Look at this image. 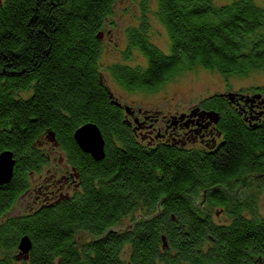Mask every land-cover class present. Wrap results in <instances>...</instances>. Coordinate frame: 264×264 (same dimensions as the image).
Returning a JSON list of instances; mask_svg holds the SVG:
<instances>
[{"label": "trees", "instance_id": "1", "mask_svg": "<svg viewBox=\"0 0 264 264\" xmlns=\"http://www.w3.org/2000/svg\"><path fill=\"white\" fill-rule=\"evenodd\" d=\"M117 1L0 0V153L15 161L10 182L0 185V264H264L256 205L264 122L246 104L264 96V84L200 102L219 116L212 150L137 142L100 71ZM150 2L170 41L167 54L149 39ZM138 5L142 18L126 29L121 61L105 68L123 90L154 93L196 67L226 77L264 70V0ZM133 51L144 65L129 64ZM86 123L102 134L100 161L73 139ZM50 133L81 188L46 205L31 199L19 212L31 174L48 164L40 144ZM24 235L27 255L18 250Z\"/></svg>", "mask_w": 264, "mask_h": 264}, {"label": "rangeland", "instance_id": "2", "mask_svg": "<svg viewBox=\"0 0 264 264\" xmlns=\"http://www.w3.org/2000/svg\"><path fill=\"white\" fill-rule=\"evenodd\" d=\"M139 0H119L113 6L112 21L113 26H106L102 37V52L100 56L101 77L106 87L113 97L130 107L160 110L162 113L168 111H181L198 105L207 97L215 94L238 92L251 87L264 84V70L253 72L246 77L223 76L217 72L206 71L196 67L171 79L161 86L154 93H129L120 88L106 71V67L114 62H120L122 52L127 45L126 29L137 26L142 18V12L139 11ZM153 5L150 2L149 10L145 13L148 22V34L151 42L157 46L163 53L167 54L170 50V41L167 32L163 26L153 16ZM131 65H144V60L137 51L132 52V58L129 61ZM217 139H215L216 141ZM218 142V140H217ZM56 144L46 139V155L50 156L48 164L44 169L46 172V185L49 182V175L57 167L60 153L55 147ZM199 146V144H194ZM200 148V147H193ZM63 162V161H61ZM39 183L37 179L30 181V188ZM31 203V198H22L18 203L16 210L23 212ZM257 212L264 216V186L257 197ZM215 222L225 220L224 215L220 213L213 215Z\"/></svg>", "mask_w": 264, "mask_h": 264}, {"label": "flooded vegetation", "instance_id": "3", "mask_svg": "<svg viewBox=\"0 0 264 264\" xmlns=\"http://www.w3.org/2000/svg\"><path fill=\"white\" fill-rule=\"evenodd\" d=\"M261 98L264 96L262 95ZM261 98L246 104L250 111L257 113L255 119L263 123L264 104L259 103ZM119 103L121 104L122 118L131 130L133 137L137 142L147 147L155 148L160 144H170L212 150L218 144L217 140H220L217 123H209L205 117L200 116L202 111H208L201 103L181 111H174V113L134 108ZM195 108H198L199 111H196L193 116H189ZM215 139L217 140L215 141ZM194 144H199V146H194ZM40 150L48 160L50 156L46 155V141L40 144ZM56 163L57 167L49 175L47 185L44 170L47 164L31 174V181L37 179L39 182L30 189L29 193L34 203L46 205L55 199L66 198L81 188V175L66 162L61 154Z\"/></svg>", "mask_w": 264, "mask_h": 264}, {"label": "water", "instance_id": "4", "mask_svg": "<svg viewBox=\"0 0 264 264\" xmlns=\"http://www.w3.org/2000/svg\"><path fill=\"white\" fill-rule=\"evenodd\" d=\"M112 103L118 107L121 105L113 99V95L109 94ZM231 99L232 94L226 95ZM260 95H254L251 98L247 97V101L253 103L256 99H259ZM264 104V100L260 102ZM198 108L191 111L189 116H193ZM201 117H205L209 123H217L219 120L218 113L215 111H202ZM73 139L77 146L86 154H89L95 161H100L104 157V140L99 128L93 123H86L78 127L73 133ZM49 140L54 141V134L50 133ZM15 161L13 154L10 151H3L0 153V185L7 184L12 178V172ZM165 245V243H164ZM31 241L28 236L24 235L20 238L18 243V250L21 254L27 255L31 249Z\"/></svg>", "mask_w": 264, "mask_h": 264}]
</instances>
